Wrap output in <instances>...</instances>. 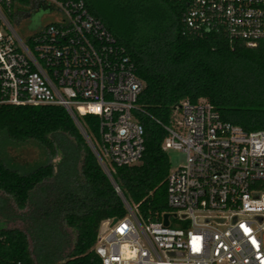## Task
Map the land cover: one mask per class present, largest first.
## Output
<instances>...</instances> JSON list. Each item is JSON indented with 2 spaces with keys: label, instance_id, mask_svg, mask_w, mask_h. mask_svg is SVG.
<instances>
[{
  "label": "built area",
  "instance_id": "obj_1",
  "mask_svg": "<svg viewBox=\"0 0 264 264\" xmlns=\"http://www.w3.org/2000/svg\"><path fill=\"white\" fill-rule=\"evenodd\" d=\"M185 1L190 29L223 31L251 47L264 40V0ZM40 2L53 5L51 16L24 37L11 19L27 20ZM144 87L125 46L84 0H0V104L64 106L125 204L123 217L100 224L102 264H264V129L224 120L206 99L183 100L163 124L162 148L186 155L167 178L171 210L144 219L123 195L112 173L143 158L135 113ZM85 115L98 117L94 141Z\"/></svg>",
  "mask_w": 264,
  "mask_h": 264
},
{
  "label": "trees",
  "instance_id": "obj_2",
  "mask_svg": "<svg viewBox=\"0 0 264 264\" xmlns=\"http://www.w3.org/2000/svg\"><path fill=\"white\" fill-rule=\"evenodd\" d=\"M84 1L125 46L145 83L135 113L145 129L143 158L116 166L112 174L140 215L154 219L171 210L167 201L171 164L162 148L167 136L163 124L173 122L183 100L206 99L224 120L247 131L264 129V40L251 47L223 31L188 28L182 19L185 0H113L119 18H113L101 0ZM82 121L91 139H97L98 117L85 115ZM3 134L14 142L37 140L51 157L21 172L0 150V191L24 211L18 216L27 222L23 229L0 219V264H102L95 248L100 224L123 217L127 210L67 109L0 104V137ZM58 135L67 142L58 143ZM59 151L62 157L54 164ZM40 191L44 196L36 201L34 195ZM1 209L0 217L9 219ZM64 226L75 232L65 255L71 242Z\"/></svg>",
  "mask_w": 264,
  "mask_h": 264
},
{
  "label": "rangeland",
  "instance_id": "obj_3",
  "mask_svg": "<svg viewBox=\"0 0 264 264\" xmlns=\"http://www.w3.org/2000/svg\"><path fill=\"white\" fill-rule=\"evenodd\" d=\"M101 5L111 14L113 18H119L120 15L116 11V3L113 0H101ZM18 7V6H15ZM53 5L51 3L40 2L38 8L34 9L31 12V17L28 20H24L20 16H14L11 20L16 26L18 32L26 37L31 31L36 30L39 26L43 25L49 20L51 16ZM19 10H22V7H18ZM31 9V8H29ZM19 20H23L19 23ZM57 142H67V139L64 135H58L55 137ZM0 150L6 160L12 167L19 169L21 172H29L41 164H45L50 159L49 151L40 144L37 140H28L25 142H14L6 134H3L0 137ZM167 154L169 156L171 169H177L179 166L186 162V155L184 152L176 149H168ZM62 157L61 151L54 157L53 162L57 164ZM40 193V194H39ZM34 195V199L37 201L43 197V192H39ZM32 203H34L32 201ZM4 208V211L9 215V219L6 217H0L3 223L10 227H20L26 229L27 222L19 218V214L24 212L20 210L14 200L5 193L0 191V210ZM15 214V216L13 215ZM1 222V223H2ZM65 230L68 232L71 245L65 249L63 255L70 251L72 242L75 239V232L72 228L64 226ZM31 245L32 241H31ZM65 260V259H64ZM61 264H64L62 261Z\"/></svg>",
  "mask_w": 264,
  "mask_h": 264
},
{
  "label": "water",
  "instance_id": "obj_4",
  "mask_svg": "<svg viewBox=\"0 0 264 264\" xmlns=\"http://www.w3.org/2000/svg\"><path fill=\"white\" fill-rule=\"evenodd\" d=\"M116 220H117V218L114 221H116ZM165 224H168V214L165 215Z\"/></svg>",
  "mask_w": 264,
  "mask_h": 264
},
{
  "label": "flooded vegetation",
  "instance_id": "obj_5",
  "mask_svg": "<svg viewBox=\"0 0 264 264\" xmlns=\"http://www.w3.org/2000/svg\"><path fill=\"white\" fill-rule=\"evenodd\" d=\"M30 17H31V13L29 14V16H28L27 20H28Z\"/></svg>",
  "mask_w": 264,
  "mask_h": 264
}]
</instances>
